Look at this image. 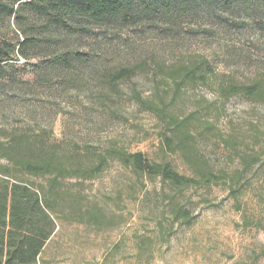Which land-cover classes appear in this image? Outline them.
Segmentation results:
<instances>
[{"label":"rangeland","instance_id":"rangeland-1","mask_svg":"<svg viewBox=\"0 0 264 264\" xmlns=\"http://www.w3.org/2000/svg\"><path fill=\"white\" fill-rule=\"evenodd\" d=\"M169 1L127 0L118 16L82 18L76 29L45 26L31 15L20 25L2 22L14 44L40 38L25 51L42 55H16L6 70L0 146L22 137L65 166L91 165L116 146L195 176L177 151L164 148L165 121L145 105L150 101L179 116L193 113L238 140L226 147L199 125L201 155L235 178L232 186L183 190L137 176L115 159L93 178L59 177L52 188L51 175L26 174L0 153L14 176L51 193L56 229L38 264H264V99L223 90L264 84V0ZM55 52L71 53V64L36 67ZM196 64L203 78L176 91L169 70ZM136 65L135 74L111 84L116 71ZM243 154L258 161L245 166ZM91 209L99 212L97 222Z\"/></svg>","mask_w":264,"mask_h":264},{"label":"trees","instance_id":"trees-1","mask_svg":"<svg viewBox=\"0 0 264 264\" xmlns=\"http://www.w3.org/2000/svg\"><path fill=\"white\" fill-rule=\"evenodd\" d=\"M126 1L0 0V83L6 76L7 68L16 60V55L24 59L42 55L39 53L35 54L36 56L29 55L25 51L30 46H39L41 39L38 37L25 36L24 40L17 44L6 38L1 32L5 19L12 18L20 25L31 15L43 18L45 26L76 29L79 19L82 18L104 21L118 16L126 7ZM203 1L208 4L212 0ZM72 57L69 52H55L49 60H43L36 67L43 70L47 66H67L71 64ZM140 68L138 65L120 68L111 76V84L131 77ZM199 71L197 64L180 66L171 68L167 77L173 82L175 90L180 91L183 81L194 84L203 78V73ZM223 90L228 95L264 99V84L260 81L247 85L230 83L223 87ZM161 104L150 101L145 105L158 118L165 121L166 132L160 134L162 144L167 151H177L191 167L195 176L180 174L169 163L150 160L142 152H129L116 146H110L104 153L97 154L96 161L86 166L80 164L65 166L60 161H54L51 156H42L32 146H26L22 137L15 138L10 146H0V153L4 154L14 167L26 174L51 175L52 188L56 187L59 177L72 176L83 179L95 177L108 164L109 159L117 160L137 176L159 178L161 182L167 183L175 190L221 183L231 185L235 176H229L224 170L214 171L208 159L201 155L197 148V127L202 126V133L212 132L226 147L232 149L237 146L238 140L222 136L214 124L201 120L193 113L179 116L170 113L166 104ZM258 157L255 154H243L240 159L245 166H250L258 161ZM48 193L51 194L50 191L38 188L31 182L17 178L8 166L0 164V264H38L43 248L56 229L54 205ZM87 213L93 221L99 220L98 211L91 209L87 210ZM177 213L178 216L184 215L185 211L179 207Z\"/></svg>","mask_w":264,"mask_h":264}]
</instances>
